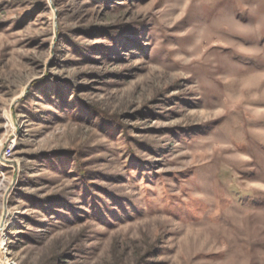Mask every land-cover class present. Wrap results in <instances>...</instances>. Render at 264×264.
<instances>
[{
	"label": "rangeland",
	"instance_id": "obj_1",
	"mask_svg": "<svg viewBox=\"0 0 264 264\" xmlns=\"http://www.w3.org/2000/svg\"><path fill=\"white\" fill-rule=\"evenodd\" d=\"M233 185L264 193V0H0V264H264Z\"/></svg>",
	"mask_w": 264,
	"mask_h": 264
},
{
	"label": "trees",
	"instance_id": "obj_2",
	"mask_svg": "<svg viewBox=\"0 0 264 264\" xmlns=\"http://www.w3.org/2000/svg\"><path fill=\"white\" fill-rule=\"evenodd\" d=\"M76 113L80 115L81 112L77 111ZM97 119L100 121V128L109 136L116 134L117 127L122 128L118 120L106 114H98ZM57 159L62 160V156H57ZM248 173H253L254 177H260V178L263 177V171L261 169H257L255 171H248ZM89 177L90 175L86 171L79 170V174H78L79 187H81L83 191H85L86 193L95 196V190L93 188L94 186L89 183V179H90ZM232 191H234L233 192L234 194H231V192H229L231 197L228 200H225L229 202L230 206L228 207L235 209L239 206L244 208V207H257L260 205H264V193L261 192L256 193L254 191L244 192L241 191L235 185H233ZM92 201H94L95 203L96 201L95 197L92 199ZM103 205L106 206V204ZM96 207H97L96 211L100 213V209H99L100 206L97 205ZM228 207L224 208V210L229 209ZM177 213H179V211ZM101 219H104V217L101 216Z\"/></svg>",
	"mask_w": 264,
	"mask_h": 264
}]
</instances>
